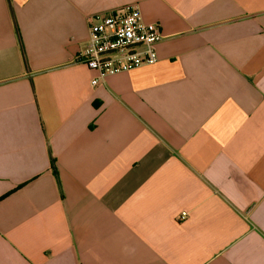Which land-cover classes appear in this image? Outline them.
<instances>
[{"label":"crops","instance_id":"crops-1","mask_svg":"<svg viewBox=\"0 0 264 264\" xmlns=\"http://www.w3.org/2000/svg\"><path fill=\"white\" fill-rule=\"evenodd\" d=\"M129 4L158 61L93 86ZM0 264H264V0H0Z\"/></svg>","mask_w":264,"mask_h":264},{"label":"built area","instance_id":"built-area-1","mask_svg":"<svg viewBox=\"0 0 264 264\" xmlns=\"http://www.w3.org/2000/svg\"><path fill=\"white\" fill-rule=\"evenodd\" d=\"M88 24L89 40L77 60L97 72L93 86L108 75L157 63V44L163 38L160 25L145 22L137 4L90 16Z\"/></svg>","mask_w":264,"mask_h":264},{"label":"trees","instance_id":"trees-1","mask_svg":"<svg viewBox=\"0 0 264 264\" xmlns=\"http://www.w3.org/2000/svg\"><path fill=\"white\" fill-rule=\"evenodd\" d=\"M52 164H53V168H54V165H55V161H54V159H52Z\"/></svg>","mask_w":264,"mask_h":264}]
</instances>
